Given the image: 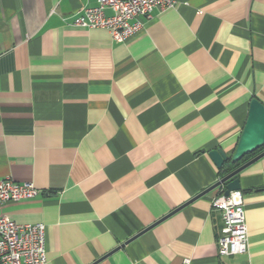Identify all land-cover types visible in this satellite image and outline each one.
Listing matches in <instances>:
<instances>
[{
	"label": "crops",
	"instance_id": "obj_1",
	"mask_svg": "<svg viewBox=\"0 0 264 264\" xmlns=\"http://www.w3.org/2000/svg\"><path fill=\"white\" fill-rule=\"evenodd\" d=\"M97 4L0 0V179L41 191L0 213L45 225L46 264H264V156L247 253L219 254L224 187L198 197L264 104V0H177L123 43L73 25Z\"/></svg>",
	"mask_w": 264,
	"mask_h": 264
},
{
	"label": "built area",
	"instance_id": "obj_2",
	"mask_svg": "<svg viewBox=\"0 0 264 264\" xmlns=\"http://www.w3.org/2000/svg\"><path fill=\"white\" fill-rule=\"evenodd\" d=\"M86 7L73 25L101 28L110 32L114 41L123 43L145 28L156 10L162 12L176 6L177 0H96ZM112 11L111 15L106 10ZM40 190L30 182H16L10 177L0 179V210L8 202L31 200ZM221 212L223 227L219 239L222 256L247 253L248 228L245 206L238 192L221 195L213 201ZM47 234L43 223L20 224L0 213V264H46ZM185 264H189L185 262Z\"/></svg>",
	"mask_w": 264,
	"mask_h": 264
},
{
	"label": "water",
	"instance_id": "obj_3",
	"mask_svg": "<svg viewBox=\"0 0 264 264\" xmlns=\"http://www.w3.org/2000/svg\"><path fill=\"white\" fill-rule=\"evenodd\" d=\"M262 148H264V104L260 100L253 98L250 102L247 121L232 156L230 157L222 148H218L211 150L209 152V157L217 169L221 170L229 158L232 159V162L236 163ZM263 156L264 151L229 174L223 176L209 189L198 195V197L221 186L224 187V195L227 197L233 192L242 191L240 179L236 176Z\"/></svg>",
	"mask_w": 264,
	"mask_h": 264
},
{
	"label": "trees",
	"instance_id": "obj_4",
	"mask_svg": "<svg viewBox=\"0 0 264 264\" xmlns=\"http://www.w3.org/2000/svg\"><path fill=\"white\" fill-rule=\"evenodd\" d=\"M261 150H263V148L260 149V150H258V151H256L255 153H252V154L246 156L245 158H243L242 160H240V161H238V162H236V163L232 162V159L229 158V160L224 164V166L222 167V169L219 170L220 175H221V176H224V175L229 174L230 172H232L233 170H235L237 167H239L240 164H241L243 161H245L247 157H249V156H251V155H255V154H257L258 152H260Z\"/></svg>",
	"mask_w": 264,
	"mask_h": 264
}]
</instances>
